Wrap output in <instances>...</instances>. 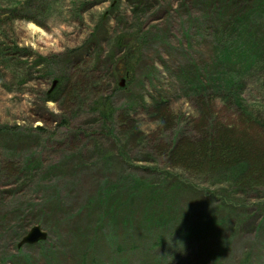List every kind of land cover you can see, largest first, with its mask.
Returning a JSON list of instances; mask_svg holds the SVG:
<instances>
[{"label": "rangeland", "instance_id": "obj_1", "mask_svg": "<svg viewBox=\"0 0 264 264\" xmlns=\"http://www.w3.org/2000/svg\"><path fill=\"white\" fill-rule=\"evenodd\" d=\"M250 1L32 0L25 8L27 0H0V166L18 164L0 174V264H264V182L235 197L241 206L216 213L204 195L210 185L193 190L184 182L174 192L159 178L166 163L157 149L166 139L154 133L165 120L195 131L207 110L213 126L264 129V51L247 71L246 62L220 59L235 47L242 55L238 43L250 42L247 34L229 38L237 18L240 30L249 25L256 49L264 42V11ZM66 74L80 93L111 97L116 131L107 132L90 96L61 92ZM233 75L237 93L224 94ZM57 87V101L48 99ZM131 126L139 134L127 146ZM121 173L146 179L149 194L166 195L165 210L180 221L150 233L148 196L128 195ZM220 216L231 220L215 222L212 236L187 238L184 219ZM35 225L47 239L19 247Z\"/></svg>", "mask_w": 264, "mask_h": 264}, {"label": "trees", "instance_id": "obj_2", "mask_svg": "<svg viewBox=\"0 0 264 264\" xmlns=\"http://www.w3.org/2000/svg\"><path fill=\"white\" fill-rule=\"evenodd\" d=\"M250 2L258 6V10L262 15L261 12L264 11V0H257L256 2H252L251 0ZM29 5H32V0H27L25 8ZM22 7L23 4L21 5V8ZM222 7L224 9V6ZM15 12H19V9L15 8ZM13 18L15 20L19 19L17 16ZM240 24L242 25L243 21L237 18V25L229 31V34L232 35L235 32L237 35L238 33L248 35L250 42L248 41L244 44V41H240L237 45L241 47L243 52L242 55L244 54L243 56H245L246 60L232 55L242 56L236 52V47L232 50L225 51L220 56V59L225 63H232L233 58H235L237 62L238 60L240 62L246 61V70H249L253 66V63L259 64L261 60H263L261 56H263L264 42L256 49V44L252 39L249 25H243V28L240 30ZM258 53H261L260 57ZM231 58L232 60H230ZM72 78L73 75L66 74L64 78L61 77V79H59L58 86L61 87V92L64 93V91H62L63 88L66 89L68 87V95L72 97H81V99L84 100L90 96L93 113L99 116L98 119L103 123L105 128L108 129L107 132L116 131V112L118 109L115 108L114 101L111 97L104 96V94H101L99 91L94 95H90L88 90L86 93H80L79 90L72 88ZM235 78L236 76L233 75L231 80H225L224 88L237 90V83L234 81ZM240 82H243V80L241 79ZM57 92H59L58 87L48 92L47 98L57 101ZM213 117H215V114L212 111H205L202 117V123H200L197 128H194L195 131L189 133H184L183 130L178 129L176 126L172 125L171 122L165 120L160 124L162 126H159L154 133L157 132L156 134H162L166 139V143L157 149V155L165 159L163 161L166 163L165 169L159 172V178H162L163 183L169 187L176 186L177 188H175L174 192L178 190L182 192L185 188L184 182L187 183L186 187L193 190L197 188L200 189L202 186L201 184H208L210 186L205 189L204 193L205 197L208 199L207 201H210L214 206V212L223 213L227 209H234L235 204L241 206V202L244 203V201L243 199L239 200V198L243 196H240V194L245 193L248 189L252 190L253 187L255 188L264 182V129L257 127L255 122V124L253 123L254 127L248 125V127L243 129L236 128L235 124L229 123V121L224 122L225 124L218 122V126H213L210 124ZM217 120L218 119H216V121ZM137 129V127L131 126L125 131L127 133V146H130V138L133 137V135L138 136L139 132ZM142 134L146 136L143 132ZM149 142V147L153 144L157 148L154 140H150ZM141 144L143 145L144 141H142ZM155 151L156 149L152 152ZM119 155L124 157L123 163L129 162V153H127V151L125 154L120 152ZM112 158L111 155L107 154L104 156V162L110 164ZM28 165L29 164H26L27 167ZM17 166L18 164L8 160L7 163L0 166V174H2L1 171L4 172L7 167L10 169L12 168L15 172ZM28 168L30 170V167ZM168 168H171L169 170L172 171H169ZM125 174L126 173L120 174L118 183L124 186L123 184L126 181L128 195H132L134 198H143L145 195L148 196V201L144 203V208L148 209V211H145V227L150 233L163 228V226L175 224L180 221L177 220L176 217L174 218V215L171 216L168 213V210L171 209L170 206H167V204L163 205L164 201L167 200L166 195H156L154 192L149 194L148 187H153L152 184L139 176L131 177L128 175L126 178ZM17 179H21L20 175L17 176ZM118 186L116 182L107 185V188L104 190L105 192H103V195L100 197L103 199L104 203L110 201V194L113 188L117 189ZM238 195L239 198L235 203L234 199ZM20 207L24 208L23 204H20ZM166 208L168 210H165ZM14 213L16 212L14 211ZM115 215L116 212L113 211L112 217L114 218ZM204 215L207 216L209 213ZM207 219V221H197L195 224L184 219L187 238L195 239L200 236H212L217 226H226L231 220V217H229V220H226V218L220 216L218 218L220 219L219 221L215 220L217 218L213 217L211 221L209 220L211 218ZM215 222H217L218 225H216Z\"/></svg>", "mask_w": 264, "mask_h": 264}, {"label": "water", "instance_id": "obj_3", "mask_svg": "<svg viewBox=\"0 0 264 264\" xmlns=\"http://www.w3.org/2000/svg\"><path fill=\"white\" fill-rule=\"evenodd\" d=\"M46 238L47 232L44 231L40 225H36L29 231L27 235L24 236L18 246L20 247L23 244H35Z\"/></svg>", "mask_w": 264, "mask_h": 264}, {"label": "bare ground", "instance_id": "obj_4", "mask_svg": "<svg viewBox=\"0 0 264 264\" xmlns=\"http://www.w3.org/2000/svg\"><path fill=\"white\" fill-rule=\"evenodd\" d=\"M234 35H235V32L232 35L229 34L228 36H229V38H233ZM227 81H229V79H227ZM222 92L224 94H229V95H233V93H237V91L235 89H232V88H223Z\"/></svg>", "mask_w": 264, "mask_h": 264}]
</instances>
